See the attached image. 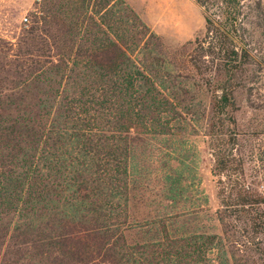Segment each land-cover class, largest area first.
<instances>
[{
    "label": "trees",
    "instance_id": "16d2710c",
    "mask_svg": "<svg viewBox=\"0 0 264 264\" xmlns=\"http://www.w3.org/2000/svg\"><path fill=\"white\" fill-rule=\"evenodd\" d=\"M195 2L205 27L184 43L126 0H36L0 35V264H264V171L248 163L263 158L245 145L264 113L239 118L264 112V4ZM205 116L220 230L177 225L205 196L131 220L135 142ZM185 192L168 170L164 198Z\"/></svg>",
    "mask_w": 264,
    "mask_h": 264
},
{
    "label": "rangeland",
    "instance_id": "374dc122",
    "mask_svg": "<svg viewBox=\"0 0 264 264\" xmlns=\"http://www.w3.org/2000/svg\"><path fill=\"white\" fill-rule=\"evenodd\" d=\"M158 34L173 43H184L195 39L205 27L203 10L195 0H126ZM263 4H264V0ZM36 0H0V35L15 40L24 27L25 17L31 18ZM205 103L208 97L203 93ZM261 111L244 107L239 112L242 122L249 124ZM208 117H201L188 124L181 134L171 136L144 134L135 142V156L132 160L133 197L130 207L131 220L150 218L162 212L187 211L200 197H207L209 203L199 213L193 214L184 223L177 225L188 229L219 231L214 218L218 206L216 180L212 173L213 155L207 146L204 134ZM247 148H260L263 159L248 160L251 166L264 171V139L245 142ZM247 150V149H246ZM168 170L181 174L185 194L176 205L164 198ZM185 224V225H184ZM132 237H138L136 232Z\"/></svg>",
    "mask_w": 264,
    "mask_h": 264
}]
</instances>
